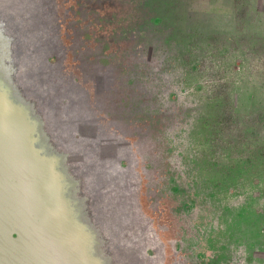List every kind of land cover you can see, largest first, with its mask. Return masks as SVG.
<instances>
[{
  "label": "rangeland",
  "instance_id": "rangeland-1",
  "mask_svg": "<svg viewBox=\"0 0 264 264\" xmlns=\"http://www.w3.org/2000/svg\"><path fill=\"white\" fill-rule=\"evenodd\" d=\"M0 39L67 263L264 264V0H0Z\"/></svg>",
  "mask_w": 264,
  "mask_h": 264
},
{
  "label": "water",
  "instance_id": "water-1",
  "mask_svg": "<svg viewBox=\"0 0 264 264\" xmlns=\"http://www.w3.org/2000/svg\"><path fill=\"white\" fill-rule=\"evenodd\" d=\"M3 74L0 65V77ZM12 93L7 80L0 78V264H69L61 246L47 244L49 235L29 212L28 169L45 166L34 148L37 139L28 140L26 124L31 119L24 115L29 112Z\"/></svg>",
  "mask_w": 264,
  "mask_h": 264
},
{
  "label": "crops",
  "instance_id": "crops-1",
  "mask_svg": "<svg viewBox=\"0 0 264 264\" xmlns=\"http://www.w3.org/2000/svg\"><path fill=\"white\" fill-rule=\"evenodd\" d=\"M11 61H12V66H13V64H14V62H13V60L11 59ZM13 68V67H12Z\"/></svg>",
  "mask_w": 264,
  "mask_h": 264
},
{
  "label": "bare ground",
  "instance_id": "bare-ground-1",
  "mask_svg": "<svg viewBox=\"0 0 264 264\" xmlns=\"http://www.w3.org/2000/svg\"><path fill=\"white\" fill-rule=\"evenodd\" d=\"M0 52H2V51L0 50Z\"/></svg>",
  "mask_w": 264,
  "mask_h": 264
}]
</instances>
